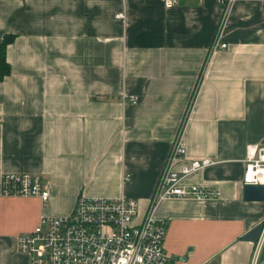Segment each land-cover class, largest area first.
Masks as SVG:
<instances>
[{
    "label": "crops",
    "instance_id": "obj_1",
    "mask_svg": "<svg viewBox=\"0 0 264 264\" xmlns=\"http://www.w3.org/2000/svg\"><path fill=\"white\" fill-rule=\"evenodd\" d=\"M178 1L0 0V264H30L19 237L80 196L135 197L140 220L178 138L185 163L215 161L185 184L221 194L161 202L165 248L178 264H250L264 201L245 200L242 178L248 146L264 145V0ZM220 32L228 47L213 50ZM12 172L41 174L48 206L3 195Z\"/></svg>",
    "mask_w": 264,
    "mask_h": 264
},
{
    "label": "built area",
    "instance_id": "obj_2",
    "mask_svg": "<svg viewBox=\"0 0 264 264\" xmlns=\"http://www.w3.org/2000/svg\"><path fill=\"white\" fill-rule=\"evenodd\" d=\"M234 0H220L228 12ZM178 0H165L167 7ZM119 12L118 18H125ZM217 34L213 50L227 48ZM0 40V44H1ZM126 98V97H125ZM138 97L131 98L133 103ZM186 149L179 138L174 143L161 174L150 208L140 219V203L135 197L120 195L80 196L69 214L41 216L34 230L19 237L20 251L28 254L30 264H178L165 248L167 222L156 215L161 202L172 199L207 200L220 197V190L185 179L215 163L209 158L184 162ZM181 164L180 168H176ZM242 184H264V145H249L245 158ZM5 196L38 197L44 208L51 192L41 174L6 173L1 181ZM264 252V220L250 264H259Z\"/></svg>",
    "mask_w": 264,
    "mask_h": 264
},
{
    "label": "water",
    "instance_id": "obj_3",
    "mask_svg": "<svg viewBox=\"0 0 264 264\" xmlns=\"http://www.w3.org/2000/svg\"><path fill=\"white\" fill-rule=\"evenodd\" d=\"M244 198L248 201H264V184L254 185V184H246L244 185ZM262 228V222L254 226L251 230H249L244 238L251 242H256L260 231ZM259 264H264V252L262 256V260Z\"/></svg>",
    "mask_w": 264,
    "mask_h": 264
},
{
    "label": "trees",
    "instance_id": "obj_4",
    "mask_svg": "<svg viewBox=\"0 0 264 264\" xmlns=\"http://www.w3.org/2000/svg\"><path fill=\"white\" fill-rule=\"evenodd\" d=\"M11 41V35L5 37V40L0 44V81L8 76L11 72L10 64L6 56V47Z\"/></svg>",
    "mask_w": 264,
    "mask_h": 264
}]
</instances>
